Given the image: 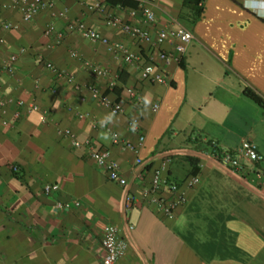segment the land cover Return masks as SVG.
<instances>
[{"label": "crops", "instance_id": "obj_1", "mask_svg": "<svg viewBox=\"0 0 264 264\" xmlns=\"http://www.w3.org/2000/svg\"><path fill=\"white\" fill-rule=\"evenodd\" d=\"M129 1L138 6L142 0ZM92 3L63 0L30 22H23L11 6L0 8V96L12 101L4 116L7 125L0 116V264H102L100 242L106 226L115 227L127 245L115 264H264V106L243 95L249 90L264 105V8L253 0H155V19L145 24L139 16L131 18L130 9L108 1L107 13L147 30L153 39L163 29L183 27L192 33L180 62L163 64L147 44L107 27L103 15L89 11ZM3 4L6 0H0ZM196 5L202 9L198 17ZM57 12L65 17H55ZM76 20L121 42L141 57L140 63L126 65L101 44L68 32L66 23ZM1 23L14 28L5 31ZM48 25L63 34L59 44L44 36ZM171 46L166 41L161 48L171 51ZM11 54L18 57L9 74L2 65ZM150 61L168 84L141 79V67ZM44 62L82 85H94L122 113L111 115L86 92L80 102V94L46 70ZM86 63L107 70L108 77L98 78ZM111 79L122 87L119 100L107 88ZM127 89L137 93L140 103L128 98ZM17 100L32 102L39 111L21 108L13 120ZM77 113L86 116L78 118ZM132 119L138 122L137 132L129 126ZM58 128L107 150L127 187L108 181L82 147H72L57 134ZM111 133L130 144L143 136L139 153L113 144ZM196 140L214 141L227 151L248 140L262 159L241 160V170L234 173L208 157L210 149L199 147ZM170 156L175 158L168 165L169 178L183 179L185 156L199 158L200 174L194 187H184L188 178L181 184L186 203L168 218L139 198L152 171ZM12 167L19 177L12 176ZM140 171L141 180L135 178ZM45 184H57L58 193L45 196ZM126 193L139 199L129 211L124 209ZM69 200L80 202L79 208H55L57 201ZM210 200L215 204L212 217L209 210L201 215V205Z\"/></svg>", "mask_w": 264, "mask_h": 264}, {"label": "built area", "instance_id": "obj_2", "mask_svg": "<svg viewBox=\"0 0 264 264\" xmlns=\"http://www.w3.org/2000/svg\"><path fill=\"white\" fill-rule=\"evenodd\" d=\"M62 1L63 0H6V4L1 5L0 8L11 6L19 12L23 22H30L40 11L54 8L56 4L62 3ZM108 1L109 0H93V3L88 7V9L89 11L103 15L104 23L107 27L119 29L123 34L127 35L134 41L140 44H147L151 50L156 51V58L159 62H162L163 64H167L169 62H175L178 64L180 62L185 53L186 46L193 40V35L191 32L183 27H177L176 29H163L158 31L155 38L153 39L147 30L135 25L124 23L120 21L119 18L107 13L105 10V5L108 3ZM242 1L246 3L247 0ZM253 1L257 7L264 8V0ZM154 3L155 0H142L137 8L130 10V17L136 18V16H139L145 24H151L155 19L154 12L151 8ZM253 8L256 10L255 6ZM54 16L58 18H64L65 13L57 12L54 14ZM1 27L5 31H9L14 28L10 24L4 23H1ZM65 28L68 32L76 33L87 41L101 44L107 49L108 52L114 56L120 57L123 63L126 65H138L141 61V57L129 51L121 42L108 40L95 30L87 27L82 21L76 20L68 22L66 23ZM44 36L47 38L53 36L54 44H59L62 40L63 34L56 31L53 25H48L44 30ZM166 41L172 42L171 51H166L161 48V46ZM23 52V50H20L19 53ZM17 57V54H11L3 62L2 66L5 72L9 74L13 72ZM70 57L77 58V54L70 53ZM85 65L98 78L108 77L109 75V72L103 68L92 66L89 63H86ZM44 67L58 78L63 79L72 88V90L79 93L80 102L85 101V96L81 93L86 92L91 100L98 102L102 107L106 108L111 115L115 116L122 113V107L118 103L102 97L94 85H82L76 82L72 75L58 70L50 62H44ZM140 77L142 80L151 84H168L164 73L160 70H157L151 61L141 67ZM37 84L38 83H36V85ZM115 85L116 80L111 79L107 84V88L112 90ZM50 91L53 94L56 92L55 89H51ZM126 94L128 98L134 100L136 103H140V98H138L137 93L133 89H127ZM10 104H12L11 100L2 98L0 96V116L1 124L3 126L8 124L4 116ZM13 104H15L18 108V111L13 113V120H17L19 118V109L21 108L25 109L27 113L39 111V107L32 102L24 104V102L21 100H17L16 102H13ZM157 107V105H154L153 110H156ZM76 115L78 118H84L86 116L80 113H77ZM129 126L134 132L138 131V122L135 119H132L129 122ZM56 131L59 136L69 139L72 147H82L85 150L89 160H91L105 173L108 181L123 188L127 187L128 181L122 174L119 164L111 157L107 150L98 148L96 145L90 142V140L80 142L68 129L58 128ZM111 139L113 144H120L123 149L129 150L135 155L139 153L144 142V138L141 135H138L135 144L120 142L118 135L115 133H111ZM200 143L204 146L208 143L207 148L210 150L206 153V155L219 164V166L222 168L228 169L234 173L241 170V160L249 163H256L262 159L255 145L248 140H241L239 146L231 151L222 150L214 141L202 140ZM169 163L170 157H167L156 169L152 171L149 185L148 187L142 189L139 199L140 202L145 206L154 208L164 216L171 218L181 206L185 205L186 198L181 192L180 186L166 181L164 174L168 169ZM142 172L143 171L136 173L135 178L141 180ZM198 182V176H194L190 177L183 185L185 188L190 189L197 185ZM58 191L59 186L57 184H45L42 187V193L45 196L58 193ZM138 200L130 193H126L124 197L125 211H129ZM79 206L80 202L76 200L57 201L55 203V208L59 211H66L71 208H79ZM130 229H132V227H130ZM100 245L103 251L102 264H115L124 256L127 248L125 241L119 238L118 231L113 226H106L104 228Z\"/></svg>", "mask_w": 264, "mask_h": 264}, {"label": "trees", "instance_id": "obj_3", "mask_svg": "<svg viewBox=\"0 0 264 264\" xmlns=\"http://www.w3.org/2000/svg\"><path fill=\"white\" fill-rule=\"evenodd\" d=\"M109 5L113 6V7L119 6L121 8H127V9L131 10V9L136 8L137 3L131 2L129 0H109ZM201 12H202V9H200V7L198 5H196V11H195L196 17H198ZM121 90H122V87L118 86L117 84L114 86V88H112V90H110L115 95L116 100L120 99ZM243 95L246 98H248L249 100H251L253 103L257 104L258 106H261V107L264 106L262 100L257 95H255L253 92H251L249 90H244ZM199 142H202V140L197 141V144L199 147H202V148L204 147V149L207 148L206 146L208 145V143L204 146L203 144H201ZM174 158H175L174 156L173 157L170 156V163L169 164H171V162L174 160ZM182 159H183V162L186 164V172L184 173L183 179L176 180L175 178H173V179L169 178L170 171H168V170L166 171L167 172L166 177H165L166 181L174 183L177 186H181V184L185 181V179H187V178L189 179L190 177L198 176L200 174L199 158H197L195 156H185ZM147 170H148V168H146V171ZM10 171H11V174L13 177H15V178L19 177L18 173H16V172H18L16 167L10 168ZM262 191L264 193V187L262 188ZM220 236L222 237V239H224L225 237H227L226 232L225 233H224V231L221 232ZM214 243L217 245V243H219V242L215 241ZM194 249L198 254H201V251H200L201 249L199 247H194Z\"/></svg>", "mask_w": 264, "mask_h": 264}, {"label": "rangeland", "instance_id": "obj_4", "mask_svg": "<svg viewBox=\"0 0 264 264\" xmlns=\"http://www.w3.org/2000/svg\"><path fill=\"white\" fill-rule=\"evenodd\" d=\"M209 203H203V205H201V215H203V216H205L204 214L206 213V210L208 211L209 210V212H210V217H212V215H213V213H214V211H215V204L210 200V201H208ZM217 205V204H216ZM204 207V208H203ZM209 217V218H210ZM211 219V218H210ZM198 221L199 222H203L201 219H198ZM179 228H181V225L180 226H178ZM200 227V226H199ZM204 227H205V225H203V226H201L200 228H201V232H204L205 231V229H204Z\"/></svg>", "mask_w": 264, "mask_h": 264}]
</instances>
